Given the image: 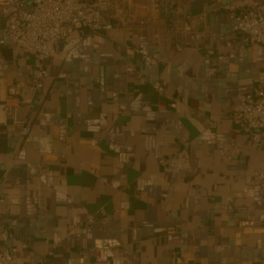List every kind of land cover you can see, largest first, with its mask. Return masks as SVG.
<instances>
[{"label": "crops", "instance_id": "0c3cea01", "mask_svg": "<svg viewBox=\"0 0 264 264\" xmlns=\"http://www.w3.org/2000/svg\"><path fill=\"white\" fill-rule=\"evenodd\" d=\"M180 3L207 27L199 47L177 51L150 0H114L99 33L72 35L42 68L0 16V247L18 246L20 263L264 264V149L232 119L264 85V46L212 2ZM38 72L20 136L4 99Z\"/></svg>", "mask_w": 264, "mask_h": 264}, {"label": "built area", "instance_id": "2783aa9c", "mask_svg": "<svg viewBox=\"0 0 264 264\" xmlns=\"http://www.w3.org/2000/svg\"><path fill=\"white\" fill-rule=\"evenodd\" d=\"M114 0H0V16L5 18V32L13 43L18 45L27 55H36L42 68L56 52V46L66 41L74 34L81 38L89 34L99 33L108 10ZM129 5L131 0H119ZM227 11L233 21L232 29L239 40L247 45L261 44L264 46V1L251 3L250 0H240L220 3L218 0H207ZM152 8L164 18L167 27L174 36V47L182 51L187 46L199 47L207 35V27H198L193 22V15L186 14L180 0H150ZM132 17V16H130ZM202 18V17H201ZM129 22H134L132 18ZM140 28L147 24L146 19L135 23ZM137 33V32H136ZM4 41H1L3 43ZM58 78H66V73L60 71ZM264 76V74H262ZM43 89L40 72L34 73L24 80L14 82L4 99V108L9 116V128L20 136H28L32 126L21 115L23 107H30L37 93ZM179 100L170 102L172 108L179 106ZM232 119L239 124L243 133L254 146L264 149V85L255 94H243L234 109ZM235 153L241 151L242 141L232 143ZM1 198L0 201H3ZM17 224L14 219L11 225ZM238 227L254 228L256 222L244 219L238 222ZM175 230L170 227L166 233L172 240ZM3 239L9 238V229L1 231ZM58 236L54 237L53 248L59 244ZM18 246L0 247V264H22L17 259ZM25 264H55L46 259Z\"/></svg>", "mask_w": 264, "mask_h": 264}, {"label": "water", "instance_id": "95a60500", "mask_svg": "<svg viewBox=\"0 0 264 264\" xmlns=\"http://www.w3.org/2000/svg\"><path fill=\"white\" fill-rule=\"evenodd\" d=\"M73 43V42H72ZM71 42H70V44H72ZM69 44H66V43H64V42H60L57 46H56V48L57 49H61V48H66V46L67 47H70V45L68 46Z\"/></svg>", "mask_w": 264, "mask_h": 264}]
</instances>
